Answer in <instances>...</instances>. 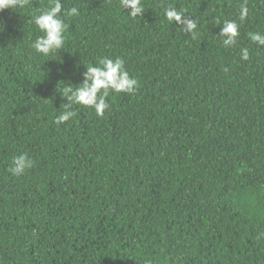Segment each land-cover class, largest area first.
I'll return each mask as SVG.
<instances>
[{
	"label": "trees",
	"instance_id": "16d2710c",
	"mask_svg": "<svg viewBox=\"0 0 264 264\" xmlns=\"http://www.w3.org/2000/svg\"><path fill=\"white\" fill-rule=\"evenodd\" d=\"M61 2L79 15L48 57L32 43L49 0L0 11V264H264V45L249 36L264 0H143L136 18L119 0ZM103 57L137 90L110 92L102 118L68 109L61 89ZM21 154L35 165L16 176Z\"/></svg>",
	"mask_w": 264,
	"mask_h": 264
},
{
	"label": "clouds",
	"instance_id": "9594fccd",
	"mask_svg": "<svg viewBox=\"0 0 264 264\" xmlns=\"http://www.w3.org/2000/svg\"><path fill=\"white\" fill-rule=\"evenodd\" d=\"M28 3V0H0V11L5 9L23 8ZM119 7L127 11L131 18L142 16L144 12L143 0H119ZM61 0H49V6L42 9L39 15H35L33 23L43 35L38 36L32 43V47L36 53L44 57L62 49L65 44V33L68 30V23L64 17H72L79 15L77 7L63 10ZM248 15L246 4L240 7L239 19L243 22ZM164 16L169 24L173 22L180 25L183 32L191 34L193 39H196L198 33L197 23L185 16L183 10H177L175 7L169 6L164 9ZM183 18V19H182ZM239 24L235 21H226L221 28L219 36L222 37L224 46H232L237 43L239 36ZM250 39L259 44L264 45V35L259 33H249ZM241 59H249V50L241 49ZM137 80L131 78L126 67L125 61L116 57L101 58L98 63L93 66L86 67L83 72V81L79 86L73 88L71 85L64 86L61 89V96L67 99L66 107L72 108V105L92 108L97 117L102 118L105 111L110 107L106 102V98L110 92L115 94L134 93L137 90ZM76 113L72 110H67L60 114L55 122L64 123L74 117ZM35 161L27 154H21L13 159V167L11 173L16 176L22 175L26 170L33 168Z\"/></svg>",
	"mask_w": 264,
	"mask_h": 264
}]
</instances>
